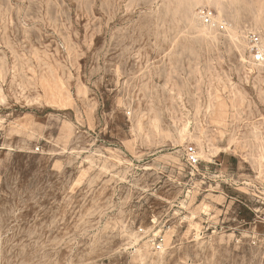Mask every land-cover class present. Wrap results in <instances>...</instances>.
I'll list each match as a JSON object with an SVG mask.
<instances>
[{
	"label": "rangeland",
	"instance_id": "374dc122",
	"mask_svg": "<svg viewBox=\"0 0 264 264\" xmlns=\"http://www.w3.org/2000/svg\"><path fill=\"white\" fill-rule=\"evenodd\" d=\"M252 34L264 0H0V264H264Z\"/></svg>",
	"mask_w": 264,
	"mask_h": 264
},
{
	"label": "built area",
	"instance_id": "2783aa9c",
	"mask_svg": "<svg viewBox=\"0 0 264 264\" xmlns=\"http://www.w3.org/2000/svg\"><path fill=\"white\" fill-rule=\"evenodd\" d=\"M201 17L202 19L207 23H214V18L212 13L210 12H201ZM261 40L260 37L257 34H252V36L250 37V44H251V49L253 50L254 53V60L258 63H262L264 62V50L263 48H261L260 46ZM189 157H190V161L193 163L198 164L199 162V157H197L196 153L193 152H189Z\"/></svg>",
	"mask_w": 264,
	"mask_h": 264
},
{
	"label": "bare ground",
	"instance_id": "6f19581e",
	"mask_svg": "<svg viewBox=\"0 0 264 264\" xmlns=\"http://www.w3.org/2000/svg\"><path fill=\"white\" fill-rule=\"evenodd\" d=\"M220 5V4H219ZM201 26V25H200ZM206 34H209L210 32L208 30H204ZM184 129V128H183ZM184 131V130H183Z\"/></svg>",
	"mask_w": 264,
	"mask_h": 264
}]
</instances>
